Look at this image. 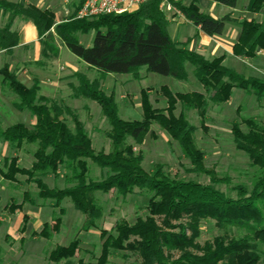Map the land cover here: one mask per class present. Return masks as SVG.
<instances>
[{"label":"trees","instance_id":"obj_1","mask_svg":"<svg viewBox=\"0 0 264 264\" xmlns=\"http://www.w3.org/2000/svg\"><path fill=\"white\" fill-rule=\"evenodd\" d=\"M83 1H79L70 17L55 24L50 10L0 0V12L8 15L6 25L0 29V51L10 54L17 46L18 34L11 31V25L19 18L34 25L43 44V58L58 56L57 39L74 57L99 73L93 81L82 73L74 74L75 84L69 87L70 98L90 101L99 107L108 124L104 136L111 146L108 153L93 149L83 123L72 108L39 96L37 82L30 88L24 87L7 65L0 69L2 84L16 97L14 108L28 113L34 120L30 128L16 123L0 130V141L16 151L36 146L32 148L33 162L29 169L18 167L17 159L9 158L3 161L0 176L9 183H17V176L24 177L26 184L36 187L40 200L50 201L52 208L58 210L52 225L44 223L40 232H32L30 237L50 240L56 235L64 214L61 203L68 199L85 219L83 231L96 230L99 235V255L89 264H108L114 252L136 255L141 264H264L258 250L259 246L264 247V124L242 118L240 123L231 125L234 148L247 156L250 166L258 170L251 188L230 187L234 193L231 197L215 188L219 184L229 186V179L220 178L213 169L205 167L204 154L194 140L196 128L184 115V111H196L203 121L209 104L228 103L234 89L260 102L264 100V80L245 78L226 68L223 55L208 60L189 51L188 41L179 44L171 40L168 21L159 9L158 0H150L134 11L119 15L75 19ZM208 1L232 9L237 2ZM171 3L187 22L208 37L221 36L226 23L233 22L228 16L214 19L205 14L198 0H191L186 7ZM262 9L264 0H248L245 8L251 15L259 14ZM239 25L240 34L232 54L237 58L254 59L258 52L264 51V25L254 20H242ZM90 31L95 33L92 45L83 47L77 35ZM44 37L47 41L42 40ZM186 65L193 68V76L203 92L172 93L167 87H161L159 92L165 100V108L159 109L149 102L148 90H141L139 120H122L113 94H105L100 86L106 75H130L132 80L138 81L140 69L186 81ZM177 105L183 111L175 115ZM241 125L246 127V132ZM152 126L177 143L190 165L189 172L205 176L208 183L173 179L161 165L153 166L149 172L143 169V158L135 153L134 146L141 144L147 135L153 136ZM88 162L105 170L107 176L100 181H89ZM61 168L66 172L65 186L68 187L49 188L43 179L48 176L57 179ZM136 190L150 195L146 216L132 224L118 220L110 231L98 229L103 209L96 203L94 194L113 192L126 198ZM26 197L25 193L21 204H8L7 209H20ZM27 202L30 203L28 197ZM26 219L23 216L18 229L20 234L25 232ZM205 221L213 222L225 233L200 245L197 242L200 224ZM231 229L245 234L229 236L226 232ZM78 251L79 240L73 239L66 247L51 250L46 260L52 264L68 262ZM77 264L83 263L78 261Z\"/></svg>","mask_w":264,"mask_h":264},{"label":"rangeland","instance_id":"obj_2","mask_svg":"<svg viewBox=\"0 0 264 264\" xmlns=\"http://www.w3.org/2000/svg\"><path fill=\"white\" fill-rule=\"evenodd\" d=\"M79 1L80 0H66L65 3H62V0H57L53 6H61L65 9L62 15V20H65L73 14ZM246 2V0H237L235 6L237 11L235 15L237 19L236 22L242 17L243 20H254L264 25V9H262L259 14L251 15L245 10ZM189 3L190 2L181 4V6L186 7ZM217 6V9L206 10L205 12L202 10L205 9L202 4L199 5V8L205 14L219 17V15L222 16L224 11H226V7L221 5ZM175 10L179 13L176 8ZM165 16L168 21L167 32L171 40L180 41L181 35H185L186 27L178 24H184L185 19L175 12L165 13ZM227 16L231 17V15ZM92 19L96 18L87 20ZM94 35L95 33L90 31L87 34H78L77 39L83 47H90ZM47 39L48 38L44 37L43 41H47ZM56 42L60 45L57 39ZM67 56L72 57L73 55L65 49L62 51L58 62H55L54 68L56 65H59L63 68L64 72H67L70 67ZM260 60H264V58H260ZM42 63H46L45 58L42 59ZM247 64L248 68L234 58H228L224 63L226 68L235 69V72L241 73L242 75L264 77V75L260 73L262 69L261 61L253 62L250 60L246 62V65ZM251 64H256V72H254V74H252V71H249ZM78 71L80 73H85L82 69ZM186 72L187 80L177 81L169 77L146 73L144 69H140V80L134 81L130 75H112L121 76L118 77L121 78V82L129 80L128 82L131 81V83L127 84L123 82L122 88L116 87L113 89V82L111 79H107L105 82V89L108 93L110 91L113 92L118 115L122 120H139L141 117V90H148L147 96L149 102L154 108L159 109L165 108V100L159 92L161 87H167L172 93L203 92L201 85L193 76V68L190 65H186ZM97 75V72L86 74L91 81L97 79ZM70 95V89L63 86L59 94V97L62 98L60 104L71 106L78 114L80 121L83 123L92 141L93 149L96 151L102 150L105 153L110 152V143L104 136V133L108 130V124L102 117L99 107L95 103L86 100H80L73 105L69 100L71 99ZM181 111H183L182 108L177 105L175 115H178ZM184 115L187 121L196 128L194 140L196 146L204 154L205 167L207 169H213L218 177L229 179V186L219 184L216 185L215 188L231 197H234V193L231 192L230 187L243 185L248 189L251 188L254 178L258 175V170L250 166L247 156L234 148L230 128L233 123H240V119L242 118L252 119L258 124H264V100L257 102L251 95L234 89L228 103L224 105L209 104L206 117L203 121L200 120L198 112L196 111H184ZM16 123H18L17 120L11 118L8 125ZM69 125L72 127L70 123ZM241 129L244 132L247 131L246 127L242 125ZM151 133L153 136L147 135L141 144L134 146L135 153H140L143 158L142 167L145 171L149 172L152 170L153 166L161 165L164 172L173 179L196 181L203 184L208 183V179L205 176L195 175L189 172L190 165L183 157L175 141H172L163 131L155 126H152ZM32 148L35 149L36 146L29 145L19 152L22 156L21 167H25L24 165L32 161ZM65 173V170L61 168L59 172L60 175L57 179L48 176L43 179V182L49 188L62 189L68 187L65 186L67 185L64 178ZM106 176L107 172L105 170H101L94 164L88 162L87 179L89 181H100ZM17 179L18 182L16 184L10 185L7 183V187L3 189V192L0 191V220H4V223L0 221V263L52 264L46 260V255L56 247H66L73 239L79 240V251L70 261H63L59 264H77L78 261L83 264L94 262L100 251L98 232L96 230H90L88 232L83 231L82 226L85 219L79 212L74 210L68 199H65L61 203L64 214L61 217L60 229L50 240H44L38 236H29L23 239V234H20L18 230L12 233L10 235L11 237L5 235L8 230L14 227V218L12 216L14 211L6 207L4 209L3 207L13 203L20 204L25 193L30 203L27 202L26 197L23 213L30 211L33 217L26 216V224L30 223L35 228V224L40 223L41 226L37 228V233L40 232L44 223L52 225V219L58 217V210L52 208L50 201H43L37 197V189L34 185L24 184V177L17 176ZM149 197L150 195L148 193H141L137 190L133 195H129L126 198H120L113 192L108 194L95 193V201L103 209L102 218L97 222L98 229L110 231L118 220H125L127 223L132 224L137 218L145 217ZM224 233L225 232L216 228L213 222L205 221L200 224V237L197 239V242L202 245L204 242H210L213 238L223 235ZM226 233L233 237H241L245 234L244 231L238 232L235 229L228 230ZM21 238L22 241L20 242ZM258 248L261 261L264 262V247L259 246ZM172 255L174 257L177 256L175 253ZM108 264H141V261L136 255L114 252Z\"/></svg>","mask_w":264,"mask_h":264},{"label":"crops","instance_id":"obj_3","mask_svg":"<svg viewBox=\"0 0 264 264\" xmlns=\"http://www.w3.org/2000/svg\"><path fill=\"white\" fill-rule=\"evenodd\" d=\"M3 1L18 3L22 6L32 5L41 10H50L54 15L55 24H59L64 21L62 20V15L64 14L65 9L61 6H56V7L53 6V4L57 0L56 1L55 0H3ZM246 1H247L246 2L247 5L248 0ZM63 2L65 3L66 0H62V3ZM198 4L199 5L202 4L203 8H205L202 9L204 12L206 10L208 11L212 9H217L218 7L217 6L218 4L209 2L208 0H198ZM236 12L237 11L235 8L232 9L226 7V11H224L222 16L219 15V17H215L209 15L214 19H221L224 16L231 15L230 18L231 20H233V22L226 23L222 35L217 37L206 36L205 34L200 32L198 28H195L189 22L184 20V24H178V25H182L183 27H186L185 35H181L180 41H174V42L182 44L188 41L186 48L189 51L200 54L201 56H203L205 59L208 60L223 55L224 56L223 65L228 58L236 59L241 64H244L247 68H248V64L246 65L247 61L250 60L253 62L261 61L262 69L260 73L264 75V73H262L264 72V60H260V58H264V51L258 52L254 59L237 58L234 57L232 54V48L234 44L237 42L240 34L239 23L243 20L241 17L240 20L236 22L237 20L235 17ZM7 20H8V15H3V13L0 12V29H2L6 25ZM11 31L16 32L18 34L17 46L11 50L10 54H6L4 51H0V69L4 65H7L9 71L11 73H14L17 80L26 88L32 87L34 82H37L39 88V92H38L39 96L60 103L62 100V98L59 97L60 90L62 89L63 86L65 88H69L70 85L75 84L73 75L76 73H80L78 71L79 69L84 70L85 73H82L84 75L96 73L95 70L88 68L84 63H82L76 57L73 56L72 57L67 56L70 66L67 72H64L63 68L59 65H56V67L54 68L55 62H58L62 51L66 49L61 44L58 45L56 40H55V45L59 50L58 56L56 58L50 55L47 56L45 58L46 63L43 64L42 63L43 57L41 55L43 44L39 40L37 31L34 25L31 23V21L16 18L11 25ZM250 67L251 68L249 69V71H252V74H254V72H256L255 69L256 64L255 65L251 64ZM238 74L242 75L241 73ZM97 76L99 77V73ZM242 76L245 78L253 77L264 80V77H255L254 75L253 76L242 75ZM118 77L121 76H112V75L105 76V78L100 83L101 89L103 90L104 93L107 92L105 89V82L107 79H111V81L113 82L112 84L113 89H115L116 87L122 88L123 82H126L127 84L131 83V81L128 82L129 80H124L121 82V78ZM105 94L110 95L113 94V92L110 91L109 93L107 92ZM69 100L71 103H73V105H75L80 101V100H71V99ZM15 102H16V97L9 91L7 87H5L2 84V78L0 76V130H4L5 128L10 126L8 124L11 118L17 120L18 123L24 124L28 128L33 126L34 124L33 118L26 112H18L14 108ZM68 107L71 108V106ZM19 152L20 151H16L12 149L8 143L0 141V168L5 159L16 158L18 167L23 169H29L33 162L32 155H31L32 161L27 163V165H24L25 167H21L22 156L21 154H19ZM7 183L10 185L16 184V183L6 182L0 176V191L3 192V189L7 187L6 186ZM24 184L26 183L24 182ZM5 207L7 208V205L4 206L3 208L5 209ZM23 208H24V204L20 209H16L14 211V213L12 214L14 218V227L8 230V232L5 235L10 236L12 233H14L20 228L23 216H29L33 218L30 211L23 213ZM0 221L4 223L3 222L4 220H0ZM40 226L41 224L38 223L35 224V228H34L33 225L27 223L22 238L25 239L26 237H29L32 232L37 233V228H39Z\"/></svg>","mask_w":264,"mask_h":264},{"label":"built area","instance_id":"obj_4","mask_svg":"<svg viewBox=\"0 0 264 264\" xmlns=\"http://www.w3.org/2000/svg\"><path fill=\"white\" fill-rule=\"evenodd\" d=\"M150 0H84L75 14V19L98 18L107 15H119L136 10ZM162 13H176L172 3L184 4L191 0H158Z\"/></svg>","mask_w":264,"mask_h":264}]
</instances>
